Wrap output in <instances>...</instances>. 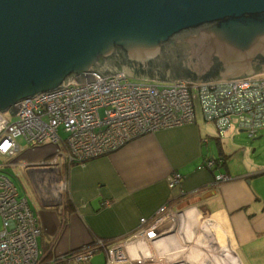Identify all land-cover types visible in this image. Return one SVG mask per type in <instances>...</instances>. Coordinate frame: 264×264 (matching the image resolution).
Segmentation results:
<instances>
[{"label":"crops","instance_id":"1","mask_svg":"<svg viewBox=\"0 0 264 264\" xmlns=\"http://www.w3.org/2000/svg\"><path fill=\"white\" fill-rule=\"evenodd\" d=\"M19 144L16 155L1 158L5 166L25 169L29 185L23 181L20 192L42 229L39 247L49 262L99 239L122 240L140 229L141 218L152 219L169 203L176 219L182 215L186 220L180 240L203 236L212 242L214 226L228 239L219 264H264V130L251 136L234 125L220 137L198 110L192 123L142 135L110 154L60 171L39 165L53 155L55 144L30 147L24 139ZM209 158H222L224 164L209 168ZM174 172L183 180L171 189L168 177ZM222 173L229 179L214 185ZM63 179L67 187L60 191ZM172 233L156 237L154 253L174 238ZM94 255L88 262L68 264H93Z\"/></svg>","mask_w":264,"mask_h":264},{"label":"water","instance_id":"2","mask_svg":"<svg viewBox=\"0 0 264 264\" xmlns=\"http://www.w3.org/2000/svg\"><path fill=\"white\" fill-rule=\"evenodd\" d=\"M94 72L194 83L263 74L264 0H0V111L20 114L21 100Z\"/></svg>","mask_w":264,"mask_h":264},{"label":"built area","instance_id":"3","mask_svg":"<svg viewBox=\"0 0 264 264\" xmlns=\"http://www.w3.org/2000/svg\"><path fill=\"white\" fill-rule=\"evenodd\" d=\"M93 75L97 77L95 82L78 84L72 79L64 87L38 94L39 98L21 100L20 114L0 111V158L16 155L20 138L30 147L51 142L56 145L53 155L39 165L60 171L65 165L112 153L142 135L192 123L198 110L206 121L216 125L220 137L234 125L251 136L264 130V73L201 83L135 81L124 72ZM205 164L214 168L218 161L209 158ZM1 167L0 264H42V229L37 217L28 197ZM228 179L222 173L216 176L214 185ZM182 180L181 173L170 174L169 187L174 189ZM66 187L63 179L60 191ZM174 218L175 210L166 203L152 219L141 218L140 229L132 235L109 242L99 239L95 245L73 253L69 260L88 262L97 250L104 249L105 264H161L159 255L150 253V249L140 250L143 246L138 243H150V234Z\"/></svg>","mask_w":264,"mask_h":264},{"label":"rangeland","instance_id":"4","mask_svg":"<svg viewBox=\"0 0 264 264\" xmlns=\"http://www.w3.org/2000/svg\"><path fill=\"white\" fill-rule=\"evenodd\" d=\"M132 80L140 81V79H137V78H132ZM60 132L62 133L63 136H65V133L61 129H60ZM246 132L249 134L248 131ZM18 141L20 143L22 142V145H23L22 138H20ZM3 163H5V160L3 158H0V164L4 166L3 171L9 174L13 178L15 183L17 184L19 190L23 191V181L29 185L28 178L25 175V169H18L14 166H5ZM181 218H182V215L179 216L178 219L174 218L175 222L166 221L164 223L166 224L167 222H171L172 224L171 227L168 228L166 231L173 232L171 236L174 238H171V237L167 238L165 241H168V243H165L164 248L163 249L161 248L162 250L160 249L161 250L160 252L156 250L155 253L159 255L158 258L161 257L163 260L161 264H198V263L199 264L200 263L201 264H219V263H222V261H224L222 257L223 250L220 251V249L228 245V241H227L228 239L224 235V231L223 230L221 231L219 228L213 226L212 233H214V235L211 238L214 239V241L212 242L203 241L204 240L203 236L192 238L191 241H183L182 238L180 240L179 237L180 236L182 237V235L183 236L185 235L186 226L184 223L186 222V220L185 219L182 220ZM194 222H191V223L195 227L196 225L201 224L198 222L197 223L195 222L194 224ZM202 226L204 227L205 225L202 224ZM1 228H2V218L0 217V229ZM189 228L190 230L192 229L191 227ZM160 238H163V237H160ZM176 238H178L177 241L175 240ZM155 240L157 241L156 236L152 235L150 238V243L147 242V240L142 241L143 243L142 242L138 243L143 246L142 248H140V250L142 251L144 250L146 252L148 251V249H150L151 250L150 253H153V246H154L153 243ZM176 255L178 256L176 257ZM105 258H106L105 250L99 249L95 252L92 262L93 264H104Z\"/></svg>","mask_w":264,"mask_h":264},{"label":"trees","instance_id":"5","mask_svg":"<svg viewBox=\"0 0 264 264\" xmlns=\"http://www.w3.org/2000/svg\"><path fill=\"white\" fill-rule=\"evenodd\" d=\"M122 63H123V61H122ZM122 63H121V62L119 63V64H120V65H119L120 68L122 67V65H121ZM138 73L143 74V73H146V71H139V70H138ZM149 73H150V72H149ZM150 75L152 76L151 73H150ZM217 75H218V72L216 71V72H213V73L207 75L206 78L216 77ZM187 78L195 79L196 76L192 74V75H188ZM109 154H110V153H109ZM216 160L218 161V166L224 164V159L219 158V159H216ZM219 160H221V162H219ZM94 245H95V244H94ZM91 246H93V244H90V245H88V246H86V247H91ZM82 249H84V247H83ZM82 249H80V250H82ZM80 250L72 251V252H70L68 255H66V257H64V258H58V259H54L52 262H49L47 259L43 258V259H42V264H68V261H69V259H70V256H71L73 253L78 252V251H80Z\"/></svg>","mask_w":264,"mask_h":264},{"label":"flooded vegetation","instance_id":"6","mask_svg":"<svg viewBox=\"0 0 264 264\" xmlns=\"http://www.w3.org/2000/svg\"><path fill=\"white\" fill-rule=\"evenodd\" d=\"M148 75H150V73L148 72V73H144V76H148Z\"/></svg>","mask_w":264,"mask_h":264}]
</instances>
